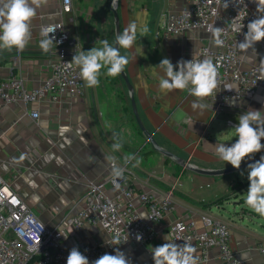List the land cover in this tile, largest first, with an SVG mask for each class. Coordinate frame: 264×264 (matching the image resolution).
<instances>
[{
	"label": "crops",
	"instance_id": "0c3cea01",
	"mask_svg": "<svg viewBox=\"0 0 264 264\" xmlns=\"http://www.w3.org/2000/svg\"><path fill=\"white\" fill-rule=\"evenodd\" d=\"M187 1L116 0L120 32L132 21L149 29L144 37L137 33V42L130 50L121 49V54L130 58L124 73L133 88L138 115L157 144L198 169L219 170L231 165L218 159L213 145L226 142L230 146L237 139L229 135L234 126L227 125L226 120L237 125V117L250 108L264 111V85L252 97L237 101L233 108L218 114L210 110L205 99L200 103L206 104V109H193L196 98L186 90L167 94L159 91L163 73L156 66L160 61L169 58L176 65L180 55L192 53L206 40V34L196 30L166 42L155 38L157 26L169 15L177 14ZM109 2L72 0L71 12L62 13L61 0H46L36 9L31 25L32 40L26 49L21 53L15 49L0 51V79L18 77L30 90L50 74L58 58L55 48L43 53L39 47L41 29L48 23L58 20L63 23L79 43L77 53L90 50L98 40L107 39L114 44ZM76 52H70L67 58L72 60ZM257 54L255 46L242 49L244 65H251ZM32 111L38 112L37 120L31 118ZM114 133L122 139L120 151L112 150ZM261 143L264 144V139ZM127 154H134L141 162L136 167L128 164V172L120 182L157 198L171 190L173 205V211L154 225L153 242L117 248L130 264H154L152 248L166 242L164 237L176 219L191 220L196 229L202 230L201 217L220 221L228 227L231 249L245 264H264V257L259 253L260 245L264 244V217L244 203L249 187L247 170L219 176L202 175L170 159L166 161L168 158L152 151L136 125L130 95L120 75L102 74L99 85L93 88L85 85L84 95L79 99L17 102L0 110V176L49 229L64 228V218L84 207L90 182H106V194L114 197L118 189L107 183L108 164L124 165ZM262 155L264 149L253 156ZM136 205L144 214L139 204ZM69 228L72 227L65 228L67 238L63 241L68 250L82 242L110 240L98 227L72 228L71 233ZM109 254L114 255L115 251ZM195 254L198 256L199 252ZM215 255L216 251L211 250L209 264H215Z\"/></svg>",
	"mask_w": 264,
	"mask_h": 264
},
{
	"label": "built area",
	"instance_id": "2783aa9c",
	"mask_svg": "<svg viewBox=\"0 0 264 264\" xmlns=\"http://www.w3.org/2000/svg\"><path fill=\"white\" fill-rule=\"evenodd\" d=\"M227 2V7L225 6ZM72 0H61V12L70 13ZM256 5L253 0H188L184 7L174 15H169L157 26L154 34L159 41L178 37L187 31H203L206 40L196 51L200 59L211 58L218 68V87L216 98H205L210 110L216 114L233 108L237 101L252 97L256 89L264 85V41L254 46L258 49L255 61L245 66L239 43L244 40L247 24L256 18ZM212 27L222 29V45H215L209 31ZM55 37L53 44L57 60L50 74L36 88L27 90L21 79L10 77L0 79V110L2 106L13 103L33 104L41 101L60 102L64 98L79 99L84 95V81L75 65L69 67L67 58L70 52H76L79 43L58 20L43 26ZM193 52L179 56V60H191ZM16 62V60L14 61ZM32 119H38V112L30 113ZM226 124L235 126L227 119ZM115 162L108 164L107 183L113 185L110 173ZM106 183V182H105ZM104 182H90L84 197V207L76 214L64 218L63 230L72 227L83 230L86 227H98L109 236L108 242H82L79 251L89 261L105 253L114 252L118 247L130 244L151 243L155 239L154 225L173 211L172 191L159 198L145 192H136L129 183H119L114 197L106 194ZM140 208L144 210L141 214ZM144 216V217H142ZM146 216L150 217L147 218ZM202 230L196 229L191 220L181 218L168 228L167 235L177 244L188 243L199 252L198 264H209V253L216 251L215 264H245L231 249L230 231L217 220L201 217ZM58 227L47 228L27 204L10 188L0 176V264H66L70 250L63 245L65 236ZM119 237L118 243L114 242ZM137 236L141 237L139 240ZM259 253L264 257V244Z\"/></svg>",
	"mask_w": 264,
	"mask_h": 264
},
{
	"label": "clouds",
	"instance_id": "9594fccd",
	"mask_svg": "<svg viewBox=\"0 0 264 264\" xmlns=\"http://www.w3.org/2000/svg\"><path fill=\"white\" fill-rule=\"evenodd\" d=\"M256 5V18L247 24L244 40L239 43L241 49L253 48L257 42L264 41V0H253ZM46 3V0H0V51L13 49L17 53L23 52L32 40L31 25L36 16V9ZM115 0H113V6ZM227 7V2L225 4ZM147 25L138 26L132 21L122 32L117 33L115 45L107 39L98 40L94 47L88 51L76 52L72 61L66 63L69 67L75 65L79 69V76L89 88L99 85V77L105 74L109 77L119 76L130 63L126 54H121V49L130 50L137 42V33L144 37L148 33ZM215 45H222L220 38L222 29L212 27L209 29ZM39 47L43 53H48L55 42V37L50 36L47 28H42ZM99 44V46H96ZM198 51L194 49L191 60L181 59L176 65L169 58H163L156 66L163 73L159 78L158 89L161 93H169L173 90L187 91L196 100L193 109L203 111L207 105L200 103L205 98H216L218 87V68L211 58L200 59ZM102 70H104L102 72ZM238 124L228 132L234 143L230 146L226 142H217L214 146L215 155L220 161L230 164L239 170L245 159H252L255 153L264 149L261 140L264 139V111L249 109L238 117ZM113 151H120L123 147L119 135L113 134ZM135 161V163H132ZM140 158L134 154L124 157V165L132 164L136 167L140 164ZM125 167L113 166L110 173L111 181L116 189L121 187L120 180L124 178ZM243 175V173H241ZM247 179L249 187L244 197V203L255 213L264 217V155L255 163L248 165ZM144 217V216H142ZM147 218H150L146 216ZM73 229L69 228L71 233ZM61 235H64L62 227H58ZM65 236V235H64ZM67 238V236H65ZM141 237L137 236L139 240ZM165 243L152 248L151 254L154 264H198L199 257L196 249L188 243L176 244L170 235L164 237ZM119 237L114 238L118 243ZM66 264H90L87 256L82 254L78 247H73L67 257ZM91 264H130L129 259L119 249L115 254L105 253Z\"/></svg>",
	"mask_w": 264,
	"mask_h": 264
},
{
	"label": "water",
	"instance_id": "95a60500",
	"mask_svg": "<svg viewBox=\"0 0 264 264\" xmlns=\"http://www.w3.org/2000/svg\"><path fill=\"white\" fill-rule=\"evenodd\" d=\"M115 3H116V0H115ZM108 9L112 13L113 22H114L115 35H114V44L113 45H115V37H116L117 33H120V25H119L118 13L116 11L115 5L113 6V0H110V2L108 4ZM120 77L122 78V80L125 84V87H126L127 91L129 92L131 111H132L133 117L135 119L136 125L138 126V128L142 132V134L144 135L145 142L150 144L152 151H155L157 153L162 154L166 158L170 159L172 162L178 164L179 166H181V167H183L189 171H192V172H195L198 174H202V175H209V176L226 175V174H231V173H236V172H240L243 170H247L249 164L255 163L256 161H258L260 159L261 156H253L252 159H245L242 162L241 168L239 170L234 169L232 166L227 167V168H223V169H219V170H202V169H198V168L192 166L183 158L173 154L172 152L160 147L157 144V142L153 138L152 133L149 132L144 127V125H143V123H142V121L138 115L136 105L134 102V97H133V88H132L126 74L124 73V71L120 74Z\"/></svg>",
	"mask_w": 264,
	"mask_h": 264
},
{
	"label": "rangeland",
	"instance_id": "374dc122",
	"mask_svg": "<svg viewBox=\"0 0 264 264\" xmlns=\"http://www.w3.org/2000/svg\"><path fill=\"white\" fill-rule=\"evenodd\" d=\"M72 60H70V62H71ZM248 170V169H247ZM247 172V171H246ZM247 179V178H246ZM246 181H248V179L246 180Z\"/></svg>",
	"mask_w": 264,
	"mask_h": 264
},
{
	"label": "trees",
	"instance_id": "16d2710c",
	"mask_svg": "<svg viewBox=\"0 0 264 264\" xmlns=\"http://www.w3.org/2000/svg\"><path fill=\"white\" fill-rule=\"evenodd\" d=\"M139 129V128H138ZM166 161H169V159H166Z\"/></svg>",
	"mask_w": 264,
	"mask_h": 264
}]
</instances>
